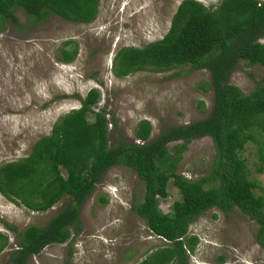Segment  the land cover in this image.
Masks as SVG:
<instances>
[{
	"label": "rangeland",
	"instance_id": "rangeland-1",
	"mask_svg": "<svg viewBox=\"0 0 264 264\" xmlns=\"http://www.w3.org/2000/svg\"><path fill=\"white\" fill-rule=\"evenodd\" d=\"M179 1L97 0L95 16L86 24L54 14L32 22L15 9L12 15L18 25L6 22L0 30V164L27 155L32 143L47 135L56 119L78 107L74 95L81 98L91 88L99 95L96 107L107 111V145L117 140L135 144L132 128L140 119L149 122L151 139L163 126L204 118L212 100L210 89H203L209 82L205 69L143 70L119 78L110 71L116 50L140 47L163 35ZM195 1L212 7L218 2ZM66 41L74 43L75 55L62 63L60 50H68V45H62ZM257 41L264 43V35ZM262 74L261 67L244 66L238 60L224 82L246 95ZM172 145L169 142L166 147ZM256 147L254 142H246L238 156L254 183L253 192L264 200V168L255 171ZM212 156L210 139L195 138L181 153L176 174L197 179L208 172ZM165 192L157 202L162 213L179 199L170 179ZM141 194L142 185L133 171L119 165L108 167L79 205V230L72 233L68 227L63 243L43 246L24 264H136L161 245L131 209ZM65 201L62 197L39 212L0 196V232L7 236L0 264H10L17 240L2 223L16 232L30 225L43 227ZM255 229L254 222L236 208L225 213L213 208L204 211L187 227L185 237L193 236L196 242L191 251L184 250L186 264H264V250L253 239Z\"/></svg>",
	"mask_w": 264,
	"mask_h": 264
},
{
	"label": "trees",
	"instance_id": "trees-1",
	"mask_svg": "<svg viewBox=\"0 0 264 264\" xmlns=\"http://www.w3.org/2000/svg\"><path fill=\"white\" fill-rule=\"evenodd\" d=\"M15 9L32 22L54 14L68 22L86 24L95 16L97 0H0V30L6 22L18 25L12 15ZM263 35L264 0H218L213 7L180 0L158 40L116 50L110 71L117 78L143 70L165 72L183 66L205 69L209 82L203 89L211 91L210 108L204 118L163 126L151 139L149 122L140 119L132 128L135 144L117 140L107 145V111L96 107L97 90L88 89L81 98L74 95L78 107L56 119L48 134L32 143L27 155L0 164V196L6 200L42 212L66 198L63 208L43 227L30 225L16 232L2 223L17 238L10 264H24L43 246L63 243L68 227L76 233L79 205L112 165L133 171L140 181L141 200L131 209L147 231L161 241L136 264H186L184 250L191 251L196 242L193 236L185 237L187 227L212 208L222 213L236 208L253 221V239L264 250V200L253 192L254 183L238 156L246 142H254L255 171L264 168V43L257 41ZM62 45L69 48L60 50V61L68 63L75 55V45L72 41ZM238 60L244 66L263 69L246 95L224 82ZM203 136L210 139L213 149L208 172L197 179L176 174L186 145ZM169 142L174 145L167 148ZM168 179L179 199L162 213L157 202L166 196ZM6 245L7 236L0 232V251Z\"/></svg>",
	"mask_w": 264,
	"mask_h": 264
}]
</instances>
